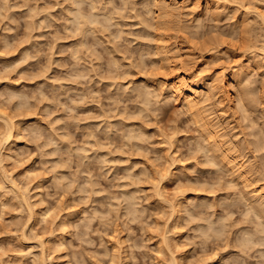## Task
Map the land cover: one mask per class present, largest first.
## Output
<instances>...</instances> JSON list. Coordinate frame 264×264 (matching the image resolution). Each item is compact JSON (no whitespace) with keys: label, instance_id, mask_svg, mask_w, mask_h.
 <instances>
[{"label":"clouds","instance_id":"1","mask_svg":"<svg viewBox=\"0 0 264 264\" xmlns=\"http://www.w3.org/2000/svg\"><path fill=\"white\" fill-rule=\"evenodd\" d=\"M0 264H264V0H0Z\"/></svg>","mask_w":264,"mask_h":264}]
</instances>
